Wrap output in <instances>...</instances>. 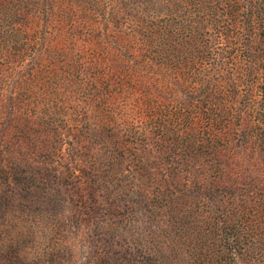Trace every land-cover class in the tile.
Returning a JSON list of instances; mask_svg holds the SVG:
<instances>
[{
    "label": "rangeland",
    "instance_id": "obj_1",
    "mask_svg": "<svg viewBox=\"0 0 264 264\" xmlns=\"http://www.w3.org/2000/svg\"><path fill=\"white\" fill-rule=\"evenodd\" d=\"M149 2L155 15L170 10L182 19L186 63L179 76L169 72L163 81L170 113L180 107L179 175L186 193L197 186L196 224L206 226L207 216L214 217L216 231L209 240L216 257L228 254L230 264H264V0ZM24 25L40 29L36 22ZM6 55L0 47V264H140L138 248L157 252L159 264H180L183 251L175 231L136 224L134 211L142 200L130 189L151 192L155 183L139 185L133 177L115 174L153 161L143 156V143L133 133L120 145L125 154L112 162L106 140L92 138L89 118L77 126L55 124L60 141L52 142L46 154L38 153L40 148L18 150L16 128L24 123L11 121ZM19 59L16 66L25 60ZM62 96L70 97L67 91ZM209 98L221 105L207 122L203 111ZM114 104L122 109L119 122L133 121L126 100L120 97ZM176 120L174 115L173 124ZM123 130L131 131L129 126ZM193 135L195 145L187 149ZM175 159L163 170L170 171ZM130 218L132 225L123 223L119 230L108 225ZM185 228L193 235L199 227Z\"/></svg>",
    "mask_w": 264,
    "mask_h": 264
},
{
    "label": "trees",
    "instance_id": "obj_2",
    "mask_svg": "<svg viewBox=\"0 0 264 264\" xmlns=\"http://www.w3.org/2000/svg\"><path fill=\"white\" fill-rule=\"evenodd\" d=\"M30 21L40 29L33 25L27 28L24 24ZM86 21L93 25L91 29ZM0 38L10 66L11 121L24 123L16 128L18 150L40 148L38 153L46 154L52 142L60 141L52 128L55 124L69 127L72 122L77 126L89 118L95 129L92 138L106 140L111 160L125 154L120 145L128 141V132L133 133L143 143V156L148 154L153 161L141 160L143 164L134 170L119 169L115 174L133 177L139 185L155 183L151 192L141 186L130 189L131 193L140 192L137 199L142 200L134 211L136 224L152 227L157 223L160 232L175 231L183 251L180 264L231 263L228 254L215 256L214 243L209 240L216 231L214 217L207 216L206 226L196 224L201 205L197 186L186 193L179 175L183 124L179 106L170 113L168 87L163 81L169 72L179 76L186 63L181 59L184 37L179 13L168 10L155 15L149 0H0ZM19 58L25 60L16 66ZM66 91L70 97L62 96ZM120 97L135 113H130L132 122L116 118L122 114L120 106L114 104ZM40 99L43 104L38 110ZM204 104L208 122L218 115L221 104L217 98L206 99ZM70 112L73 117L70 114L67 121L65 116ZM39 114L43 118L39 119ZM125 126L131 131L123 130ZM196 140L191 136L187 149ZM173 157L175 166L170 171L168 168L169 172L163 170ZM132 221L108 225L119 230L123 223L127 227ZM187 226L199 228L192 235ZM133 245L136 248L137 244ZM137 252L140 264H159L157 252L141 248Z\"/></svg>",
    "mask_w": 264,
    "mask_h": 264
}]
</instances>
